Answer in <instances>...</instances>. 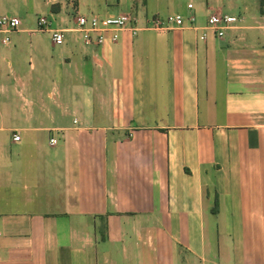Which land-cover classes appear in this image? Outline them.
Returning <instances> with one entry per match:
<instances>
[{
    "label": "crops",
    "instance_id": "1",
    "mask_svg": "<svg viewBox=\"0 0 264 264\" xmlns=\"http://www.w3.org/2000/svg\"><path fill=\"white\" fill-rule=\"evenodd\" d=\"M151 1L0 0L37 58L0 78V264H264L261 0H187L169 29ZM126 13L102 43L75 30Z\"/></svg>",
    "mask_w": 264,
    "mask_h": 264
},
{
    "label": "built area",
    "instance_id": "2",
    "mask_svg": "<svg viewBox=\"0 0 264 264\" xmlns=\"http://www.w3.org/2000/svg\"><path fill=\"white\" fill-rule=\"evenodd\" d=\"M192 8L193 4H189ZM189 21L194 22L195 16H189ZM237 18L230 14H214L210 16L206 29H211L218 37H223L226 30L231 27ZM136 18L129 13L126 14H107L105 16L100 15H80L77 17L75 30L83 33L85 41L87 43L93 42V34H96L97 41L99 43L104 42L105 33L110 30H117L128 26L130 23H135ZM184 22V16L182 14H176L167 18L154 17L148 27L157 29H169L174 26H182ZM22 20L19 16L13 14L0 13V44L10 45L13 41V34L21 30ZM38 29L40 30H51L53 33V41L56 44H62L65 41L66 29H57L51 26V21L46 16H41L38 21ZM207 31L202 33L201 38L205 39ZM112 38L116 40L118 34L114 33ZM19 134H14V140H20ZM52 144H55L57 140L51 139Z\"/></svg>",
    "mask_w": 264,
    "mask_h": 264
},
{
    "label": "rangeland",
    "instance_id": "3",
    "mask_svg": "<svg viewBox=\"0 0 264 264\" xmlns=\"http://www.w3.org/2000/svg\"><path fill=\"white\" fill-rule=\"evenodd\" d=\"M171 1H174V4L170 5V6H168V4H166L167 2L165 0L159 2V4H158L159 8L158 9L155 8L156 2L151 1L150 13H152V11H158L160 13V14H158L160 17H165L169 13H175L177 11H179L183 14L186 13L187 0H171ZM119 9H122L123 11H127L126 9H124L122 7H120ZM0 11H2V10H0ZM6 12H8V11H6ZM8 13L23 16V14L21 12H17V11H9ZM43 14H46V13H43ZM33 18L35 19V15L33 16ZM31 23H32V21H31ZM27 25L28 24L25 21V23L23 24V27H26ZM33 25H36V22ZM9 60L12 63H15V62H18L19 60L22 62L23 61L28 62L29 60L36 61L37 58L34 55L32 56V52H30L29 50H18L17 48L13 47V45L6 46V45L0 44V78L2 77L1 74L3 72H5V71L9 72V70H8Z\"/></svg>",
    "mask_w": 264,
    "mask_h": 264
},
{
    "label": "trees",
    "instance_id": "4",
    "mask_svg": "<svg viewBox=\"0 0 264 264\" xmlns=\"http://www.w3.org/2000/svg\"><path fill=\"white\" fill-rule=\"evenodd\" d=\"M261 5H262V9L261 10L264 12V0H261ZM101 218L105 219V216L101 215ZM102 237H104V235H102Z\"/></svg>",
    "mask_w": 264,
    "mask_h": 264
}]
</instances>
